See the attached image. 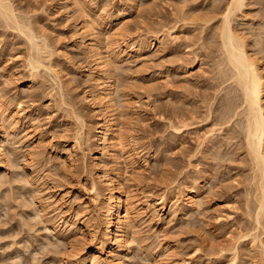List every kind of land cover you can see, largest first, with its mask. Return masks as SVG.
<instances>
[{"label": "rangeland", "instance_id": "374dc122", "mask_svg": "<svg viewBox=\"0 0 264 264\" xmlns=\"http://www.w3.org/2000/svg\"><path fill=\"white\" fill-rule=\"evenodd\" d=\"M16 1V6L17 8H19V10H21L22 13L27 16L30 14L29 18H32L31 26L34 24L33 27L38 29L35 31L37 33L41 32V34L44 32L47 40L51 43L52 47L58 49L56 51V58L53 60L58 61L57 63L56 61L54 62L58 65L55 67L58 68L56 69L59 70V73H61L64 80V95L65 93L66 95L63 96H67L66 98L73 101L75 103L74 106L76 105L75 107L79 111L81 110L80 112H83V115L85 114L88 126L91 127V133L93 134L95 132V128L98 124L99 119L93 112V106L91 104H88V102L84 100V95L89 89H92L91 81L87 79L89 77V74L91 73L92 68L91 57L87 52H85L84 48L82 47V42L80 40L81 36L78 34L74 36L75 34L72 32L73 26L75 27V24L79 21L78 18L81 17L78 13L74 12L75 10L72 9L70 12L64 13V11H62L59 7V0ZM92 1L93 6H96L94 8L97 12H99V7L102 5L104 6L105 10H110L109 12H116L122 8L124 2L123 0L122 2L120 0H91V2ZM214 1H216V3L220 2L221 5L223 2H226L225 0H137V3L134 7H129L131 6L129 2L125 5L130 9L127 12V24L125 25L120 36L121 39H125L127 43L131 46H134V48L137 45L136 40L138 39V35L140 33L155 34L158 31L160 32V29H162V27H167L175 24L178 26L177 33L179 34H177L179 36V39L176 44L170 45V43L166 41L160 46H156L154 48L143 51V58L137 59L136 54L134 53H132V55L130 56L125 54L122 55L121 57L123 58V61H120L118 64V67L120 64L121 66L115 72V75L117 76L116 78L118 79L117 82L118 84L120 83V85H118L119 88H122L123 91L125 90L126 92H128L127 94L125 93V96L123 95V97L125 98L126 106L129 108L128 110L130 112V115H132L131 122L134 126L135 131H133L134 137L136 138L135 139L133 137V145L137 147L139 154L141 153V159L138 158V160L141 161L140 163L144 162L145 154L147 152L149 156L147 160L149 164L148 168L144 170L142 169L143 172L141 177L142 179L140 180L141 183L140 181L137 182V180L133 179L129 181V185L127 184L128 186H131L130 188L132 190H130V193L132 192L131 195L136 196V199L140 198L139 200L143 201L142 205L144 203L143 199L145 198V201H147L150 197H156L160 196V194H165L166 199H168L169 206L170 201L176 200V197H174V194L172 193L174 188L177 185H179V187H182L184 185V180L187 178V174H190V172L193 173L196 171V169L199 168L198 170L201 172V175H203L202 177L205 180V184H209V187L205 185L206 190L204 189V193H207V191L209 190L208 193L212 194L209 195L207 193L208 196L205 195L207 201H205V203L200 206L201 209L203 208L206 210H204V212L202 210V213H198L201 211V209H194L193 213L189 214V217H187V215L186 217L183 216L182 218V216L180 215V211H177L172 215L169 212L163 213L161 216L164 215V220L161 218V223L159 222L155 224L152 221H148V217L144 213L142 215L140 214L141 217L139 219L140 221L138 227L140 233L138 232L139 235L137 234L139 236L138 239L140 241L143 237L147 238H143L142 240L144 241L141 240L138 243L137 239L133 240L134 238L131 237V241L133 240V242H136H130L132 247L130 248L129 255L131 254L132 256L130 255L129 257L131 258H126V264H174V262H176V259L184 258L185 255L188 262H181L183 264H232L229 259V256L231 257V255H229V251L223 252L221 255L220 253L216 254V252L212 253V251L208 249V245L200 246L197 242L199 241L201 243L206 236L205 234L208 233L209 234L205 237V239L208 240H204V242L206 241L205 243H208V241H212L214 243H218L217 241L222 242L223 240L225 241V239L228 238L231 234L237 233L239 231V227L237 226V224L235 226V223H237V220H239V218L241 219L243 216L245 199L249 197L247 194H250V196H252L251 192H247V190L249 191L250 189V186H247L251 183V178H249L247 174L248 172L249 174H251V170L249 166L248 168H245V165L247 164L244 163L246 162L243 163L244 166L242 163H238V161L240 160L239 158H241V151L239 152V150L241 149H235L236 151L234 152V149H230V151L239 155L235 157L236 154H233L234 157L239 160L233 159V155L230 151H228V153L230 152V155H232V157L228 154L227 155L228 157L230 156V159L232 158L233 161L228 159L227 155L225 156L226 159H223V156H221L222 154L224 155L229 145L227 146V149H222L225 150L224 152L222 151L223 153H219L222 159L225 160H222V162L221 160H219L221 158H217L218 160H216V158L214 159V157H208L205 159L203 154L205 152L203 150L197 149V151L200 150L199 152L195 150L194 146L197 147L199 143L197 139L202 138V136L205 135L203 133L207 132V129L205 128L214 127V124H211L214 121L213 119L210 118V121L208 120V127H206L205 124V126L202 124L197 130H187V132H183L181 137H178L175 133L172 132V129L166 122L167 119L164 118L167 108L177 107L178 105L181 106L183 103H185V106H192V104H188L190 102L192 103V101L193 104L197 105V103L201 100L203 101L204 98V100H208L207 98H209V96V102L207 103H210V101L212 100L211 96L212 98H214L216 94L215 89L217 90V88H213V85L215 84V79L213 78V76L215 75H212V71H214L213 74L216 73L214 58L217 60V57L215 56L219 54L217 52V46L219 42H217V40H219V38L216 37L217 34L215 31L217 28L215 29L213 24H216V21L218 22L219 14L216 15V18L211 21V23L207 22L208 24H205L206 22H203V19L206 18L203 16V13H207H205V11H208L211 8ZM18 2L19 5H17ZM246 2L248 4L246 3L243 9L238 11L237 16H235L234 24L238 26L240 32H244L243 35L246 36V42L250 52L252 51V54L256 53L255 56L259 57L260 55L258 53H261L263 51V54L261 53L262 56H260L261 58L259 57L262 60L259 59V61L260 63H262V68H264V38H261L262 35H264V32H262L261 35L259 34L258 37H255L257 35H253L254 32L258 31L257 29L260 27L256 24H260L262 19H264V17H261V15L263 16L262 10L264 9L262 8L264 7V0L262 2H260V0H246ZM207 8L209 9L206 10ZM24 10H26V12L28 11V13L24 12ZM201 16L202 18H204L199 19L201 18ZM202 23L205 24L206 27H208V25H213L211 27H214L213 29L215 31L211 29L210 26V28H203L204 25ZM100 26L101 25H98V27ZM253 26L256 28H253ZM102 28H104V26H101L98 29H100L101 32L103 31L104 33L105 30H102ZM252 28L254 29V31L252 30ZM13 30L12 28L5 29L0 26V89H2L0 90V95L3 96L6 101L8 100V103L10 102L12 106L16 107L17 105H20V107L18 108H23L22 112L23 116L25 115L24 119H29L30 122L28 121L25 124H20L18 130L19 133L17 136L20 140L17 138L18 141L15 143L16 146L19 147H17V151L20 153H17V158L15 156L13 157V166H9L4 170V172L7 173L6 176H8L9 179L6 176L4 177L5 174L3 175V177L8 181L5 182L4 179H2V181L4 182L3 183L0 180V182H2V184H0V264H74L75 262H73L72 259L65 257V255L68 254L69 250V248L67 247V241H65L66 243L63 244L64 240L61 241L62 239H58L59 237L50 230L49 232L51 233L47 232L48 230L45 228V224H43L45 223V221L42 220L43 222H41L40 219H43L40 217L41 215H39V217L37 215L36 217V214H34V212L36 210L35 213L40 214V212H38V210L40 211V209L38 208H42L43 206H45L44 204L47 203L48 207L51 206L50 209L46 207V209L50 211L49 215H51L52 217L54 215L53 218H55V220H58V222H60L62 226L66 225L65 222L60 221V219L57 218L60 215L55 214L60 211V205L62 204L71 201L72 205L74 206H76L77 204H83L87 207V210L89 212H94L95 209L93 208H95V203L93 200L91 201L92 197L90 192V179L92 177L91 174L94 173V170H92L93 168L90 166L91 157L90 155H88L89 151H86V161L84 162L86 164H84L86 168H84L85 170H82V172L75 173V171H72L70 169L72 168V166L70 167L69 165V160L71 159L66 158V154L68 152V148H70L73 144V137H71V135H73V129L76 128L75 119H73L71 115L69 116V113L63 110V107L57 104L60 101V94L57 92L58 87L54 78L50 77L52 76L50 72L47 69H43V67H41L40 71L33 73V70L28 63V59L30 58L29 54L31 53L29 51L30 48L28 47L29 40L25 38L24 33L22 34L21 32V34H19V31ZM254 37L255 40L258 41H256L257 43L255 42V40H253ZM213 38L215 39L213 40ZM261 40L263 42H261ZM253 41L256 44L260 42V47H262L261 49L259 47L258 48L261 51L256 47L258 45H256ZM101 43L103 44V40ZM256 48L257 50H259V52L256 51ZM194 52L199 55V61L195 63V65L193 66V70L184 73L182 67L180 66V62L186 60V58H189L188 60H192V56H195ZM128 58L131 60H127ZM213 65L215 67H213ZM44 72H46V74ZM47 73H49L50 75ZM1 91L4 93H2ZM51 91L55 95L56 93L57 95L59 94V96H50ZM55 91L56 93H54ZM203 93H205L208 97H206L205 94L203 95ZM186 95H188V97ZM180 101H182L183 103H180ZM202 101L198 103V107L201 106L200 103H202ZM217 101L218 99L214 101L212 100L211 102L217 103ZM220 101L217 104H219ZM215 103H213V107ZM221 105L222 104L220 103V106ZM204 108L202 107L201 110H203ZM217 126L215 127L217 128ZM211 128H208V130ZM216 132L217 131H215L214 133L208 132L206 134L210 133V135H215ZM61 134H65L66 136H61ZM67 134L69 137L67 136ZM199 134L203 135L200 136ZM178 140H180V142ZM180 144H184L183 148H188L183 149ZM92 146L94 147L95 145L92 144ZM188 149L190 151L192 150V152H190ZM141 150L144 151L142 152ZM37 152H40V154H38ZM183 152L185 153L186 157L184 156V154L182 155ZM194 152L196 154L190 156V154ZM32 153H34L35 155H33ZM41 154L42 156H40ZM31 155L33 156L31 157ZM36 155L39 156L37 157ZM191 157H193L194 159ZM33 158L36 160L35 164L39 166H35L34 164L35 168H38L34 170L35 174L33 172H30L31 167L33 166L30 164L34 162ZM187 158L191 160L189 161ZM207 159L209 162H206ZM200 160H202V162ZM215 160L218 164L215 162ZM228 160H230L231 162H235L236 160L238 164L237 166H239L240 164V169L235 166L236 162L235 164L233 163V166L231 164L229 165ZM242 160L243 159H241V161ZM190 162L194 163L190 164ZM123 163L124 164L122 165L124 167V170H127V175L133 174V168H135V165L133 166V164H131L130 162L128 163L123 161ZM136 163H138V161H136L134 164ZM227 164L228 166H226ZM188 165L189 169L187 168ZM204 168L205 170H203ZM216 168L219 171L215 170ZM232 169L234 172H244L243 174L247 176L245 177L244 175L242 176L240 174L241 176L239 177V174L232 172ZM190 170H192L193 172ZM187 171L188 173H186ZM199 171L198 173H200ZM204 171L207 173H205ZM167 172L170 174H168ZM195 173H197V171ZM39 175L43 176L41 177ZM228 176L231 178H229ZM24 177L27 179H25ZM31 177H35V181L38 182L39 185L41 184L40 187L44 190V193L39 192V195L41 194L40 196L37 195L38 193L36 192L35 196L37 195L39 198L35 197L36 199H33V201L31 200V198H34L32 193L33 191H35V186H31L30 183H27L28 179H30ZM238 178H241L240 181ZM245 178H247L246 181L249 179L250 183H247L244 180ZM242 179L244 185L246 182L245 187H247V189L243 187L244 185L242 186ZM54 181L61 182L62 188L57 192H64L65 190H68V192L64 194L65 199L63 198L67 201L62 204H60L56 200V198L60 197V194L57 195V192H55L52 195L53 192H51L48 188V186L54 183ZM235 182L238 184H236ZM24 183L26 185H23ZM210 187L213 188H211L210 190ZM29 188H31V190H29ZM78 189L82 190V194L78 191ZM229 189L231 190L229 191ZM237 189L240 190V192ZM245 190L246 192H244ZM23 194H25L26 196ZM24 196V199L26 201L27 199L29 202L31 200L30 203L27 202L29 206L25 203L26 201L24 202ZM41 199H43L44 201ZM32 202L34 203V205H38L36 207L30 205ZM50 202L52 203V205ZM176 202L178 203L180 202V200H176ZM207 202L209 205L207 204ZM42 203L44 204L42 205ZM233 205H235L236 207H234ZM31 206L32 208H30ZM27 208H30V210H28ZM208 213L210 214V216ZM32 215H34V217ZM213 216H217L216 218H218L219 221L216 220V218L214 219ZM210 218H213L214 221ZM190 219L194 221H192L193 224ZM182 221L184 222L182 223ZM186 221H189V226H187L188 224H186ZM199 222H203L201 224L203 226H201ZM206 222L208 224H206ZM214 222L217 225L214 224ZM184 229L186 230L187 234L185 233ZM232 230L234 231V233ZM203 233L205 236L203 235ZM214 233L216 236L214 235ZM211 234L214 237L209 236ZM262 237L264 238V234H262ZM58 240L61 242L60 244ZM167 241L170 245H175L174 247L177 246V249L174 248V250L176 249V256L175 254L168 253V251L164 250L165 247L163 246V243ZM137 243L139 244V246L137 245ZM135 244L139 248H137ZM197 247H200V249L198 250ZM152 249L154 250L151 251ZM146 250L147 255L145 253ZM193 250L195 251L193 252ZM255 252L257 253V250ZM241 254L242 253L239 254L240 257L238 256V259L236 260L237 262L235 264H241L240 262L244 264H255V262H258V264L262 263L261 260H259L261 262L259 263V261L257 260L259 258L254 257L252 254L246 253V256L249 255L248 257H245L244 253L243 256ZM57 257L59 258L57 259ZM60 257L62 260H60ZM65 258L67 260H64ZM251 258L253 260H251ZM248 259L251 260L252 263H249Z\"/></svg>", "mask_w": 264, "mask_h": 264}, {"label": "bare ground", "instance_id": "6f19581e", "mask_svg": "<svg viewBox=\"0 0 264 264\" xmlns=\"http://www.w3.org/2000/svg\"><path fill=\"white\" fill-rule=\"evenodd\" d=\"M120 1L122 2V0H120ZM123 1L124 2H123L122 8L116 12L115 11L109 12L110 10H105L103 5L99 7L100 10H99V12H97V11H95V8H94L96 6H93V4H92L93 1L91 2V0H59V3H58L60 5L59 6L60 9L62 11H64V13H68L72 9V10H75L74 12L78 13L79 16L81 17V18H78L79 21L75 24V27L73 26L72 32L75 34L74 36H76L77 34L81 36L80 40L82 42V47L84 48L85 52H87L88 55L91 57L92 68H91V73L89 74V77L87 79L89 81H91L92 89H89L87 91V93L84 95V100L86 102H88V104H91L93 106V109H94L93 112L95 113V115L99 119L98 124L95 128V132L92 134L91 133L92 129H91V127L88 126L87 118L85 117V114L83 115L82 114L83 112H80L81 110L79 111L75 107L76 105L74 106L75 103L73 101L69 100L68 98H66L67 96L64 97L66 95V93L64 95V91H65L64 90V80L62 78L61 73H59V70H57L58 68L55 67V66H58L57 64L54 63L56 60L55 61L53 60L56 58V51L58 49L52 47L51 43L47 40L44 32L41 34L40 29H39L40 33H37L35 31L38 29L33 27L34 24L31 26V19L32 18L31 19L29 18L30 14L27 16L24 13H22L21 10H19V8H17V6H16V2H17L16 0H0V26H2L5 29L12 28V30L14 29L15 31H19V34H21V32H22V34L24 33L25 38L29 40L28 41L29 42L28 47L30 48L29 51L31 53L29 52L30 58L29 59L27 58V59H28L29 65L31 66V69L33 70V73L40 71L41 67H43V69H47L50 72V74L52 75L50 77L54 78V80L57 84V87H58V91L57 90L56 91L60 94V96H59V94L57 95L56 91L54 92V93H56L57 96L60 97V99H59L60 101L57 104H59L61 107H63L64 108L63 110L68 112L69 113L68 115L69 116L71 115L72 118L75 119L76 128L74 127L75 129H73V133H72L73 135H71V137H73V139H72L73 144L70 148H68V152L66 154V156H67L66 158L71 159V160H69L70 161L69 165H70V167L72 166L73 169L72 168H70V169L72 171H75V173L76 172H78V173L82 172V170H85L84 168H86L85 167L86 164L84 163L86 161L85 160V157L87 154L86 151H89L88 155H90V157H91V165L90 166L93 169L92 168H90V169L94 170V173L91 174L92 177L90 179V192H91V197H92L91 201L93 200L95 203V208H93V209H95L94 212H92V213L89 212L87 210V207L83 204H81V205L77 204L76 206H74V205H72L71 201H69L68 203L62 204L65 201H67V200H64L65 199L64 194L67 193L68 190H65L64 192H62V191L57 192L59 189L62 188L60 181L59 182L54 181V183L49 185L48 188L50 189L51 192H53L52 195L55 192H57V195L60 194V197L56 198V200L62 205H60V207H61L60 211L57 212V210H56L57 213H55V214L60 215L57 218H59L60 221L65 222L66 225L62 226V224H60V222H58V220H55V218H53L54 215H53V217L51 215H49L50 211H48L46 209V207H48L47 203L46 204L42 203V205L44 204L45 206H43L42 208H38V209H40V211L37 209L38 212H40V214L35 213L36 210L34 212V214H36V217H37V215H38V217H39V215H41L40 217L43 218V219H40L41 222H43L42 220L45 221V223H43V224H45V226H46L45 228L48 230L47 232H49V230L52 231L56 236L59 237L58 239H62L61 241L64 240L63 244L66 243L65 241H67V243H68L67 247L69 248V250H68V254L65 255V257L72 259L73 262H75V263H81V264H126L125 263L126 258L127 257L131 258V257H129L131 255V254L129 255V251H130V248L132 247L130 242H133V240L137 239L138 240L137 242L139 243L143 238H147V237H143V238H141L140 241L138 239V237H139L138 236L139 235L138 234V232H139L138 227H139V221H140L139 219L141 217L140 214L142 215L144 213L148 217V221H152L155 224L159 223L161 218L163 219L164 215L161 216L163 213L169 212L172 215L173 213L180 211V213H181L180 215L182 216V218H183V216L186 217L187 215H188L187 217H189V214L193 213L194 209H196V210H198L199 208L201 209L200 206L203 203H205V201H207L205 195L208 196V194H209L208 193L209 190L207 191L208 194L206 192H205L206 194L204 193L205 185H207V183L205 184V180L202 177L203 175H201V172L198 170L199 168L196 169L197 173H195L196 171L194 169L195 172L190 170L193 173L190 172V174H187V176L185 175L187 178L185 177L186 179L185 180L183 179L184 185L182 187H179V185L176 184L177 186L174 188L172 193L174 194V197H176V200H180V202H178V203L176 202V200H172V201H170V204L168 206V199H166L165 194H160V196L150 197V198L148 197L149 199L147 201H145L146 198L145 199L142 198L144 200V203L142 205L143 201L142 200L140 201L139 200L140 198L136 199L135 198L136 196L133 195L134 196L133 197L131 195L132 192L130 193V190H132V189L130 188L131 186H128L130 184L129 181L134 179V180H137V182H139L142 179L141 177H142L143 170L147 169L149 166V164L147 162L149 156H148V152H147L145 154V161L144 162L140 163L141 161L138 160V158H140V156H141L140 155L141 153L139 154L137 147L133 145L134 144L133 140L135 138L134 137V131L135 130H134V126L131 122L132 121L131 120L132 115H130V112L128 110L129 108L126 106L125 98L123 97V95L125 96V93L127 94L128 92H126L125 90L123 91L122 88H119L118 85H120V83L118 84V82H117L118 79L116 78L117 76L115 75V72L121 66V64H120L118 67V64L120 61H123V58L121 57L122 55L125 54V55L130 56V55H132V53H134V54H136L137 59L143 58V51L154 48L156 46H160L161 44H163L166 41H168L170 43V45L176 44V42H178V39H179L178 38L179 34L177 33V27L178 26L175 24H173L171 26H167V27H162V29H160V32L158 31L155 34H153V33H140L138 35V39L136 40L137 45L134 48V46H131L130 44H128L125 39H121L120 34L123 31L125 25L127 24V21H128V18H127L128 13L127 12L130 9L129 7H134L137 3V0H123ZM225 1H226L225 3L223 2L224 4L221 1L222 5L220 4L219 1H218L219 3H216V1H214L211 8L206 9V10L209 9L208 11H205V13L206 12L207 13L206 14L203 13V16L206 18L203 17L204 18L203 19L202 16H201V18H199V19H203L204 20L203 22H206L205 24H208V23H211V21H213L216 18V15L219 14L218 22L216 20H215L216 24L214 23L215 21L213 22L215 29L217 28L216 31L213 29L214 27H211L213 25H211V26L208 25V27H206L205 24H203V23L202 24L204 25L203 28L204 27H206V28L211 27V29H213L216 32V34H217L216 37L219 38V40H217V42L219 41L218 46H217L218 47L217 52L219 54L215 56V57H217V60L214 58V62L216 63V64L214 63V65L216 66V69H215L216 73L213 74L214 71H212L213 72L212 75H215V76H213V78L215 79V81H214L215 84L213 85V88L216 87L217 90L215 89L216 94H215L214 98H212V96H211V99L213 101L218 99L217 103L221 99L220 103L222 105L220 106V103L217 104L215 102H211L212 100L210 101V103H207V102H209L208 100H209L210 96H209V98H207L208 100H204L205 98L203 99V101L201 100L202 103H200V105L203 108L207 107V108H204L203 110H201V108H202L201 106L198 107V105H199L198 103L201 101H199L197 103V105L193 104V101H192V103L191 102L188 103V104H192V106L187 105L189 107L185 106L184 105L185 103L180 101V103L181 102L183 103L181 105L182 107L180 105H178L180 107L179 108L176 105L177 107L167 108L164 118L167 119L166 122H167L168 126L172 129V132L175 133L178 137H181L183 132H185V131L187 132V130H190V129L193 131L197 130L199 128V126L202 124L203 125L205 124L206 127H208L209 126L208 120L210 121V118L213 119L214 120L213 123H211V122L210 123L214 124V127H212V128L208 127V128H211L209 130H208V128H205V129H207L206 133H208V132L214 133L215 131H217L215 133V135H213V134L210 135V133L209 134L203 133L205 135L202 134L203 135L202 136L199 134L200 136H202V138L197 139L199 141V143L196 142V143H198V146L197 147L194 146L196 151H197V149H200V150H203L205 152V153H203L205 159L208 157H214V159L216 158V160L221 158L219 160H221V162H222L223 159H226L225 156L227 154L230 155V152L232 155L236 154L235 157H237L238 154L233 153V152L238 150V149H241V150H239V152L241 151L240 152L241 158H239L240 160L235 158L234 155H233V157H232V155H230V156L233 159H237L239 161H241V159H243L241 162L238 161V163L243 164L244 162H246V163H244V164H247V165H245L246 166L245 168H248V166H249V168L251 170V174H249V172H248L247 175L249 178H251V183L249 182V179L246 181V179L248 177L245 178L244 180L247 183L251 184V185L247 184L248 185L247 187L250 186L249 187L250 189H249V191L247 190V192H249V193L251 192L252 196H250V194H247L249 197H247V199H245L244 213L241 212V213H243V216L241 215L242 216L241 219L238 217L239 220H237V223H235V226L237 224V226L239 227V229H238L239 231L237 233H234V231L232 230L234 234L230 233L231 235L229 237L227 236L229 234H227L226 236L228 238H226L225 241L222 239L223 240L222 242L217 241L218 243H214L212 241H210V242L208 241V243H205L206 241L204 242V240H208V239H205V237L209 233L205 234L206 235L205 236L204 235L205 232H204L203 233V235L205 236V237L203 236L204 240L202 241L203 238L200 236L202 238L201 239L202 242L200 243L197 240L198 241L197 243H199L200 246L201 245L202 246L208 245L209 248L208 247L207 248L210 251H212V253L216 252V254L220 253V255H221L223 252L229 251L230 252L229 255H231V257L229 256V259H230V262H232V264H235L237 262L236 260L238 259V256L240 253H242L241 254L242 256L245 254V257H248L249 255L246 256V253L252 254L253 252H255L257 250V253L255 252L252 255L254 257L259 258V259H257L258 261L261 260L262 263L260 261H259V263L264 264V238L262 237V234H264V70H263L264 68H262V63H260V61H259V59L261 58L260 56H262L261 53L263 54V51L261 53H258L260 55L259 56L260 58L258 56H255L256 53L252 54L251 53L252 51L250 52V50L248 48L246 38H245L246 36L243 35L244 32L243 33L240 32L238 26H236V24H234L235 16H237L238 11L242 10L243 7L246 5V3H247L246 0H225ZM262 1L260 0V2H262ZM128 2L130 3L131 6L128 5L129 7H126L125 5H126V3L128 4ZM17 5H19V2L17 3ZM262 9H264V7ZM260 10H261V8H260ZM262 11L261 12H262L263 16L261 15V17H264V10H262ZM24 12H26V10H24ZM26 13H28V11ZM220 14H221V16H220ZM35 20H36V18H35ZM98 25L104 26V28H102V30L103 29L105 30L104 33H103V31L101 32V30L98 29L101 27V26L98 27ZM256 25L260 26L259 28L257 27L258 28L257 30L259 32L255 31L253 35H257L255 37H258L259 34L261 35L262 32H264V19H262L260 24H256ZM253 28H256V27L253 26ZM253 28H252V30L254 31ZM110 30H112V31H110ZM16 34H18V33H16ZM80 36H78V37H80ZM248 37H249V35H248ZM255 37L253 40H255ZM215 38H213V40ZM261 38H264V35H262ZM77 39H79V38H77ZM101 39L103 40V44L101 43L102 42ZM256 41L257 40H255V42ZM26 42H27V40H26ZM261 42H263V41L261 40ZM259 43L256 44V45H258L256 47L257 48L259 47L261 49L262 46L260 47ZM29 44H30V46H29ZM129 46H131V47H129ZM257 48H256V51L259 52L260 49L258 48L259 50H257ZM194 55H195L194 57L193 56H192V58L190 57L192 60H188L189 58H186V60H183L180 62V64H181L180 66L182 67L184 73H187V72H190L191 70H193V66L195 65L196 62L199 61V55H197L196 53ZM127 60H131V59L128 58ZM260 60H262V59H260ZM57 62L58 61H56V63ZM214 65H213V67H215ZM212 70H214V69H212ZM46 72H44V73L46 74ZM47 74H49V73H47ZM212 83H211V85H212ZM213 88H212V90H213ZM0 90H2V89H0ZM186 91H188V90H186ZM213 92H214V90H213ZM2 93H4V92H2ZM204 94L205 93H203V95ZM54 95L55 94H53L51 91L50 96L54 97ZM56 95H55V97H57ZM186 96L188 97V95H186ZM205 96H206V94H205ZM205 96H203V97H205ZM62 97H64V98H62ZM206 97H208V96H206ZM57 100H58V98H57ZM213 103H215L214 107H213ZM183 106H185V107H183ZM18 107H20V105H17L16 107H14V106H12V104H10V102L8 103V100L6 101L4 99V97L0 95V175L2 176V177L0 176L1 181H2V179H4V177L7 174L6 172H4V170L6 168H8L9 166H13L12 165V163L14 162L13 157L14 156L16 157L17 153L18 154L20 153L17 151L19 147L16 146V144H15L18 141L17 138L19 139V137H17L18 133H19L18 132L19 126L21 123L25 124L26 122L29 121V119L28 120L24 119L25 115L23 116V112H22L23 108L20 109ZM131 113H132V111H131ZM26 117H27V115H26ZM215 126H217V128ZM32 128H30V129H32ZM65 129H67V128H65ZM196 133H197V131H196ZM62 135H65V134H61V136ZM196 135H198V134H196ZM67 136H68V134H67ZM196 138H198V137H196ZM178 141L180 142V140H178ZM10 142H11V144H10ZM183 143H184V140H183ZM92 144H94L95 146L93 147ZM183 145H181L182 148H183ZM228 145H229V147L227 149ZM187 148L185 147L183 149H187ZM224 148L227 149L226 150L227 153L225 150H222ZM230 149H234L233 152L230 151ZM199 151H197V152H199ZM222 151L223 152L225 151V153H226V154L224 153V155L223 154L221 155V156H223V159L219 155V153H223ZM228 151H230V152L228 153ZM190 152H192V150ZM37 153L40 154V152H37ZM22 154H25V153H22ZM32 154L35 155L34 153H32ZM183 154L185 156L184 152L182 153V155ZM193 154H196V153L194 152V153L190 154V156H193ZM33 155H31V157ZM228 155H227V158L230 159V156L228 157ZM40 156H42V154ZM188 158H190V157H188ZM191 158H193V157H191ZM232 158L230 159L231 161H233ZM188 160L190 161L191 159H188ZM216 160H215V162H216ZM230 160H228V164L229 165L231 164L233 166L235 164L236 160H235V162H231ZM35 161L36 160L34 159V162H32L30 164V165H33L32 166L33 169L31 167V170H30L31 173L32 172L34 173V170L38 169V168H35V166H38L35 164ZM123 161L128 162V163L130 162L131 164H133V166L135 165L134 166L135 168H133L134 169L133 174L127 175V170H124V167L122 165V164H124ZM136 161H138V163L134 164ZM200 161L202 162V160H200ZM223 161H225V160H223ZM206 162H209L208 159ZM226 162H224V163H226ZM229 162H231V163H229ZM192 163H194V162H192ZM192 163L190 162V164H192ZM34 164H35V166H34ZM228 164L226 166H228ZM244 164H243V166H244ZM125 165H126V163H125ZM237 165L238 164L236 162L235 166L237 168H239L240 164H239V166H237ZM220 166H221V164H220ZM215 167H217V166H215ZM222 167H224V166H222ZM25 168H26V166H25ZM187 168L189 169V165ZM236 169H235V171H236ZM23 170H24V168H23ZM203 170H205V168ZM215 170H217V168ZM198 171L200 173H198ZM217 171H219V170H217ZM232 172H234L233 169H232ZM238 172H234V173H238ZM186 173H188V171ZM205 173H207V172H205ZM243 173H238L239 174L238 176L239 177L241 175L243 176L244 175ZM48 174H50V173H48ZM168 174H170V173H168ZM218 174H219V172H218ZM3 175H4V177H3ZM233 175H235V174H233ZM39 176H41V175H39ZM49 176H51V175H49ZM6 177H8V176H6ZM74 177H75V175H74ZM34 178L35 177H33V178L31 177L27 181V183H30L31 186L32 185L35 186V188H34L35 191H33V193H32L34 198L30 197L32 201H33V199L39 198L37 196V195H39V192L44 193V190L40 187L41 184L39 185V183L36 182ZM201 178H203V179H201ZM229 178H231V177H229ZM5 179H4L5 182L8 181ZM8 179H9V177H8ZM25 179H27V178H25ZM238 179L240 181L241 178H238ZM242 181H243V179L241 180V182ZM2 182H0V184H2ZM246 182H245V185H246ZM25 183L23 185H26ZM140 183H141V181H140ZM242 183L241 184L243 186L244 182H242ZM236 184H238V183H236ZM181 185H182V183H181ZM245 185L243 187H245ZM20 187H21V185H20ZM247 187H245V188L247 189ZM31 188H33V187H31ZM31 188H29V190H31ZM211 188H213V187H210V190H211ZM233 188H235V187H233ZM231 189H229V191ZM78 191L82 194V190L78 189ZM238 191L240 192V190H238ZM36 192L38 194L35 196ZM244 192H246V190ZM235 194H236V192H235ZM23 195H25V194H23ZM209 195H212V194H209ZM25 196L23 197L24 202L26 201L24 199ZM232 196H233V194H232ZM41 197H44V196H41ZM43 199H41V200H43ZM31 200H30V202H31ZM45 200H48V199H45ZM24 202H23V204H24ZM27 202H29L28 199L25 202L28 205ZM34 203H35V201H34ZM34 203L32 202L30 205L36 207L38 204L34 205ZM84 203H86V202H84ZM40 204H41V202H40ZM207 204H208V202H207ZM51 205H52V203H51ZM32 206L30 208H32ZM220 206H222V205H220ZM233 206L236 207L235 205H233ZM50 207H48V208L50 209ZM30 208L29 209L27 208V209L30 210ZM55 208H56V206H55ZM167 208H168V211H167ZM211 208H213V207H211ZM241 208H243V207H241ZM202 210L204 212V210H206V209L202 208L200 212H198V211L197 212L202 213ZM208 210H209V208H208ZM220 211H222V210H220ZM32 216L34 217V215H32ZM191 216H190V218H191ZM209 216H210V214H209ZM197 217H199V216H197ZM216 217L217 216H215L214 219ZM218 217H220V216H218ZM204 218H207V217H204ZM208 219H209V217H208ZM210 219H212L214 221L213 218H210ZM216 220L219 221L218 218H216ZM184 221H182V223ZM192 221L193 220H191V222ZM193 222H192V224H193ZM202 223H200V225ZM186 224H188L187 226H189V224H190L189 221H186ZM206 224H208V223L206 222ZM214 224H216V223L214 222ZM201 226H203V225H201ZM207 226H205V227H207ZM204 231H205V229H204ZM49 233H51V232H49ZM185 233H186V230H185ZM219 233H220V231H219ZM212 234L209 236L214 237ZM224 234H225V232H224ZM214 235H215V233H214ZM145 236H147V235H145ZM131 237L134 238L132 241H131V239H132ZM218 240H220V239H218ZM142 241H144V240H142ZM134 242H136V241H134ZM60 243L61 242L59 241V244ZM138 243H137V245L139 246ZM137 245L135 244V246L137 248H139ZM169 245L170 244L168 241L164 242L163 243V246L165 247V248L163 247L164 250L168 251V253L175 254L177 246L174 247L175 245L174 246H172V245L169 246ZM174 248H176V249L174 250ZM184 248H186V247H184ZM140 249H142V248H140ZM197 249L199 250L200 247H197ZM153 250L154 249H152L151 251H153ZM194 251L195 250H193V252ZM146 252H147V250L145 251V253ZM65 253H66V251H65ZM256 254H257V256H256ZM146 255H147V253H146ZM252 255H251V257H252ZM175 256H176V254H175ZM185 256H184V258L178 257L179 259H176L175 261L178 264H183V263H181L183 261L188 262L187 257H185ZM58 258L59 257H57V259ZM66 258L64 260H67ZM60 260H62L61 257H60ZM251 260H253V259L251 258ZM251 260H249V263L251 262ZM255 260H254V262H255ZM176 262H174V264H177ZM240 263L244 264L242 262H240ZM255 264H258V262L257 263L255 262Z\"/></svg>", "mask_w": 264, "mask_h": 264}]
</instances>
